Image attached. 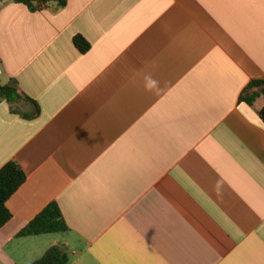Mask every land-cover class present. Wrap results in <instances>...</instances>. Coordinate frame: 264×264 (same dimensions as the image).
Listing matches in <instances>:
<instances>
[{"label":"crops","instance_id":"0c3cea01","mask_svg":"<svg viewBox=\"0 0 264 264\" xmlns=\"http://www.w3.org/2000/svg\"><path fill=\"white\" fill-rule=\"evenodd\" d=\"M255 80L264 0H0V168L27 175L0 264H264ZM51 202L69 231L17 237Z\"/></svg>","mask_w":264,"mask_h":264},{"label":"trees","instance_id":"16d2710c","mask_svg":"<svg viewBox=\"0 0 264 264\" xmlns=\"http://www.w3.org/2000/svg\"><path fill=\"white\" fill-rule=\"evenodd\" d=\"M31 8L56 3L58 7H64L66 0H16ZM75 45L81 52L88 50L87 41L81 36L74 38ZM21 95L14 82L7 85L0 84V101L12 103ZM264 98V80L252 81L241 95V102L254 106L259 98ZM264 121V109L259 111ZM27 175L15 162L11 161L0 168V228L3 227L12 215L7 209L6 203L9 198L26 182ZM69 227L56 202L48 204L35 218L30 221L17 235V237L39 236L44 234L65 233ZM32 264H69V257L64 248L59 246L50 247L44 255Z\"/></svg>","mask_w":264,"mask_h":264},{"label":"clouds","instance_id":"9594fccd","mask_svg":"<svg viewBox=\"0 0 264 264\" xmlns=\"http://www.w3.org/2000/svg\"><path fill=\"white\" fill-rule=\"evenodd\" d=\"M146 80H147L146 87H148L149 89H151V88H153L155 86V81H153L150 77H147Z\"/></svg>","mask_w":264,"mask_h":264},{"label":"rangeland","instance_id":"374dc122","mask_svg":"<svg viewBox=\"0 0 264 264\" xmlns=\"http://www.w3.org/2000/svg\"><path fill=\"white\" fill-rule=\"evenodd\" d=\"M260 103H264V100L260 101Z\"/></svg>","mask_w":264,"mask_h":264}]
</instances>
